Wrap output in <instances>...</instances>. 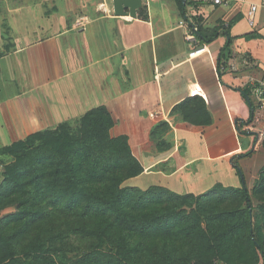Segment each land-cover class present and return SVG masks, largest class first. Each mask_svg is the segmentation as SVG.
<instances>
[{
  "label": "crops",
  "instance_id": "obj_1",
  "mask_svg": "<svg viewBox=\"0 0 264 264\" xmlns=\"http://www.w3.org/2000/svg\"><path fill=\"white\" fill-rule=\"evenodd\" d=\"M40 1L0 0V181L11 160L2 149L62 122L74 124L94 107L116 108L131 137L120 110L133 102L146 119L135 150L144 172L132 178L134 186H164L179 194H202L217 184L240 187L235 164L248 189L254 188L264 170V145H257L256 135L259 127L264 129V114L240 130L237 121L248 120L251 109L237 88L264 79V0L219 5L184 0L185 9L180 0H143L135 18L116 16L113 0H99L95 9L84 11L81 26L74 18L58 23L57 13L47 12ZM251 3L259 4L255 25L248 21ZM233 21L235 57L231 70L219 78L218 56L227 34L220 29L219 37L205 43L190 25L210 35ZM249 34L256 36L246 39ZM194 93L207 98L213 123L200 135L177 129L171 151H143L140 143L147 130ZM153 104H158L156 110ZM171 157L174 171L151 170ZM14 210L0 211V219Z\"/></svg>",
  "mask_w": 264,
  "mask_h": 264
},
{
  "label": "trees",
  "instance_id": "obj_2",
  "mask_svg": "<svg viewBox=\"0 0 264 264\" xmlns=\"http://www.w3.org/2000/svg\"><path fill=\"white\" fill-rule=\"evenodd\" d=\"M180 4L186 8L184 0ZM234 22L210 35L190 25L205 43L219 37L220 29L227 34L218 56L219 78L235 57ZM254 89L237 88L251 109L248 120L237 121L240 130L260 121ZM213 121L207 98L194 93L150 127L140 147L171 151L177 129L200 135ZM256 135L257 145H264V134ZM130 141L118 110L100 105L76 126L65 121L2 149L11 160L0 181V211L15 210L0 219V264H264V170L252 190L235 164L240 187L217 184L202 194H179L164 186H125L144 172ZM175 168L171 157L151 170ZM71 235L89 241L83 254L66 250L63 242Z\"/></svg>",
  "mask_w": 264,
  "mask_h": 264
},
{
  "label": "rangeland",
  "instance_id": "obj_3",
  "mask_svg": "<svg viewBox=\"0 0 264 264\" xmlns=\"http://www.w3.org/2000/svg\"><path fill=\"white\" fill-rule=\"evenodd\" d=\"M29 1L33 2V0H29ZM40 2L44 3V7L47 12L57 13L56 20L60 19L58 20V23L66 25L69 18H74V19H78V25H80L79 23H81L86 16L83 15L84 11L86 12L95 9V7L98 6L97 4L99 0H41ZM153 105H154L153 108H155L156 110L158 104H153ZM123 107L124 108L121 109L120 111L127 118V122L130 127V133H131L130 142L134 147V153H135V150L138 148L139 142L144 137V132H145L144 121L146 119H144L143 113L140 112L141 110H139V108L136 107L133 102L127 103ZM79 120L80 119H77V121L73 125L76 126ZM261 129L262 127H259L257 130L261 131ZM124 185L134 186L133 179L131 178L126 180L124 182ZM253 203L256 207H258L259 203L257 199L254 198ZM63 243L65 244L66 250L69 251V253L74 256L83 254L89 246L88 240H84L74 235L69 236Z\"/></svg>",
  "mask_w": 264,
  "mask_h": 264
},
{
  "label": "built area",
  "instance_id": "obj_4",
  "mask_svg": "<svg viewBox=\"0 0 264 264\" xmlns=\"http://www.w3.org/2000/svg\"><path fill=\"white\" fill-rule=\"evenodd\" d=\"M211 1L213 4L219 5V4H222L225 0H211ZM258 8H259V4L251 3V7L248 12V21L250 25H255V15H256ZM187 38L190 40H195V37L192 34H187ZM203 48L199 47L198 49H195V52H200L201 50H203ZM250 84L252 86H255V89L253 91V96H254L253 98L257 106V112L258 113L262 112L264 114V79L258 82L252 81ZM260 132L264 134V129H262Z\"/></svg>",
  "mask_w": 264,
  "mask_h": 264
},
{
  "label": "water",
  "instance_id": "obj_5",
  "mask_svg": "<svg viewBox=\"0 0 264 264\" xmlns=\"http://www.w3.org/2000/svg\"><path fill=\"white\" fill-rule=\"evenodd\" d=\"M113 7L116 16H132L135 18L137 17V10L143 7V0H113Z\"/></svg>",
  "mask_w": 264,
  "mask_h": 264
}]
</instances>
